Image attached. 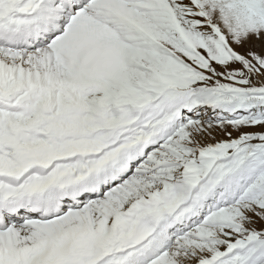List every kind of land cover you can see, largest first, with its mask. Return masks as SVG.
I'll list each match as a JSON object with an SVG mask.
<instances>
[{
	"label": "snow or ice",
	"instance_id": "6c2138e0",
	"mask_svg": "<svg viewBox=\"0 0 264 264\" xmlns=\"http://www.w3.org/2000/svg\"><path fill=\"white\" fill-rule=\"evenodd\" d=\"M0 264H264V0H0Z\"/></svg>",
	"mask_w": 264,
	"mask_h": 264
}]
</instances>
